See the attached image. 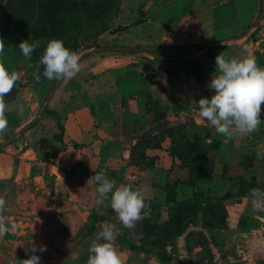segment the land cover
I'll use <instances>...</instances> for the list:
<instances>
[{"label": "rangeland", "instance_id": "1", "mask_svg": "<svg viewBox=\"0 0 264 264\" xmlns=\"http://www.w3.org/2000/svg\"><path fill=\"white\" fill-rule=\"evenodd\" d=\"M79 2L84 11L62 17L58 39L80 55L81 70L62 81L45 79L43 66L41 79L33 77L48 40L25 59L19 43L36 39L0 12L4 63L21 75L4 98L5 214L20 198L52 205L61 189L99 172L117 186L142 189L150 204L128 229L110 206L95 203L120 230L115 246L124 264H264V212L253 211L249 196L264 190V123L250 136L228 139L201 120L197 107L212 95L219 53L250 55L264 67L262 0ZM43 15L25 12L19 27L32 29Z\"/></svg>", "mask_w": 264, "mask_h": 264}, {"label": "clouds", "instance_id": "2", "mask_svg": "<svg viewBox=\"0 0 264 264\" xmlns=\"http://www.w3.org/2000/svg\"><path fill=\"white\" fill-rule=\"evenodd\" d=\"M44 44L37 39L31 43L21 41L18 45L25 59L31 60L33 53ZM4 38L0 36V136L8 127L6 112L8 104L5 97L11 93L21 75L16 71H9L4 63L6 56ZM80 55L65 46L58 38L47 41L43 53L35 65L33 77L41 79L40 68L43 66V77L49 81H62L73 78L81 70ZM212 95L202 96L198 102V114L202 121L213 127L225 138L236 136H250L257 132L264 120V67L257 64L252 56L229 58L227 53L221 52L215 58V72L208 83ZM261 155V153H257ZM88 186L95 184V203L97 206H110L116 213L119 222L128 229L135 227L143 219L144 211L150 209L144 192L140 188L129 185H116L114 180L105 174L95 172L89 177ZM252 209L264 212V190L253 188L249 192ZM7 201L0 197V236L9 231L5 216ZM120 230L114 223L105 222L89 246L86 264H124L121 253L115 246ZM47 250L46 245H36L32 242L31 255L22 260V264H40L41 256Z\"/></svg>", "mask_w": 264, "mask_h": 264}, {"label": "crops", "instance_id": "3", "mask_svg": "<svg viewBox=\"0 0 264 264\" xmlns=\"http://www.w3.org/2000/svg\"><path fill=\"white\" fill-rule=\"evenodd\" d=\"M25 192L20 194L24 196ZM93 194L95 187L85 183L66 187L65 191L61 189L60 195L55 196L56 201L46 207L33 198H20L15 211L5 214L9 231L0 236V264H22V260L31 255L26 248H30L32 242L47 246L45 252L37 253L41 256L40 264H69L71 258L82 262L77 258L75 247L84 238L91 214L97 210L94 209L96 194ZM26 200H35L38 206L29 226L17 222L18 216L26 213ZM43 230L47 233L45 236L39 233Z\"/></svg>", "mask_w": 264, "mask_h": 264}, {"label": "trees", "instance_id": "4", "mask_svg": "<svg viewBox=\"0 0 264 264\" xmlns=\"http://www.w3.org/2000/svg\"><path fill=\"white\" fill-rule=\"evenodd\" d=\"M85 6L86 4L79 2V0H0V12L3 13V19L6 20L9 26H17V31L23 36H25L26 32L32 34L36 40L41 39L43 41L59 38L65 29L62 17L79 14L84 11ZM34 11L44 15L32 29H21L19 27V20L25 17V12L30 15ZM195 176L203 177L200 172H195ZM193 181L194 178L189 183L192 184ZM165 189L169 192L173 190L171 186H166ZM110 219L112 218H109L105 214H99L96 210L91 214V221L86 228V234L75 247V250L79 254L77 258L82 261V264H86L88 256L90 255L89 246L94 239V234L99 231L103 223H109V221L110 223L114 222L113 219Z\"/></svg>", "mask_w": 264, "mask_h": 264}, {"label": "built area", "instance_id": "5", "mask_svg": "<svg viewBox=\"0 0 264 264\" xmlns=\"http://www.w3.org/2000/svg\"><path fill=\"white\" fill-rule=\"evenodd\" d=\"M25 209H26V213L19 215L18 216V221L19 224L21 225H25V226H29L30 225V220L32 217V214H36L38 211V206H37V202L35 200H26L25 202ZM41 236H45L47 233L46 231H40L39 232ZM252 247H254V249L250 250V252L254 253L255 250H257L259 247L258 242L255 243V245H252Z\"/></svg>", "mask_w": 264, "mask_h": 264}, {"label": "water", "instance_id": "6", "mask_svg": "<svg viewBox=\"0 0 264 264\" xmlns=\"http://www.w3.org/2000/svg\"><path fill=\"white\" fill-rule=\"evenodd\" d=\"M263 17H264V0H262V10H261L260 16L258 17V20L261 19V18H263ZM105 48H107V49L108 48H117L118 49V48H127V47H125V46H98L94 50H101V49H105ZM153 53L156 54L155 52H153ZM159 56H161V57H168V58H175L174 56H164V55H159ZM54 88H55V86H53L52 90H54ZM46 107H47L46 105L43 107L42 112L45 111ZM28 126H30V125H28ZM14 136L15 135H12V136L8 137L4 142H2L1 145H5L9 141H11Z\"/></svg>", "mask_w": 264, "mask_h": 264}]
</instances>
